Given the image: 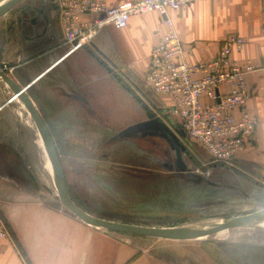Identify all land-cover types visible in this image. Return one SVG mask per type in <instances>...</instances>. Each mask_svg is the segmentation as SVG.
I'll return each mask as SVG.
<instances>
[{
  "label": "crops",
  "instance_id": "0c3cea01",
  "mask_svg": "<svg viewBox=\"0 0 264 264\" xmlns=\"http://www.w3.org/2000/svg\"><path fill=\"white\" fill-rule=\"evenodd\" d=\"M8 1L0 0V5ZM45 1L16 14L13 38L1 41V48L7 43L12 52L1 65L8 67L7 75L24 89L41 121L58 125L63 132L70 130L73 139L90 127H99L105 134L118 132L115 137L107 136L113 140L160 138L168 145L164 148L168 163L184 169L185 149L179 168L172 141L176 137L181 145L190 144L179 134L180 120L170 115L168 97L154 94L145 83L150 52L166 31L163 18L155 13L131 17L124 29L108 26L91 46L69 52L60 34L58 9L49 6L50 0ZM97 1L115 7L138 0ZM167 16L189 65L216 57L231 35L246 41L241 50L232 52L234 59L258 63L264 58V0L197 1L169 11ZM245 83L250 93L247 109L258 125L244 151L234 159L232 173L233 187L253 200L249 214L264 209V76L247 75ZM1 87L0 107L5 93H11L2 83ZM227 91L225 86L219 89L222 94ZM20 110L26 128L33 132L31 139L29 131L15 128L9 110L0 111V217L9 235L0 241V264H214L201 248L175 253L170 249L177 246L173 245L161 249L166 254L157 257L146 252L141 241L77 219L59 202L45 147L26 110ZM33 138L39 143L35 154L43 163L39 167L30 162L32 151L26 147ZM221 168L226 171L227 167ZM44 177L50 179L51 189L45 186ZM241 188L248 190V196ZM71 200L86 213L110 220Z\"/></svg>",
  "mask_w": 264,
  "mask_h": 264
},
{
  "label": "rangeland",
  "instance_id": "374dc122",
  "mask_svg": "<svg viewBox=\"0 0 264 264\" xmlns=\"http://www.w3.org/2000/svg\"><path fill=\"white\" fill-rule=\"evenodd\" d=\"M39 4L40 0H23L0 18L1 68V62L12 55L6 42L1 48V41L13 38L14 16L22 14L28 6ZM49 6L58 9L57 0H50ZM3 87L10 92L5 84ZM4 100L0 111L9 110L15 119V128L18 131L24 128L28 134L29 127L26 128L21 116L22 105L11 93H5ZM45 126L61 163L69 195L99 217L141 226L175 227L212 223L244 215L252 209L253 200L234 188L235 164L213 163L196 145H188L190 151L185 150L183 155L184 169H178L168 163L164 151L168 145L160 138L134 136L113 140L107 136L115 137L118 132L105 134L99 127H90L84 129L85 133L76 134L80 138L73 139L70 130H65L66 133L58 125ZM29 134L30 139L34 137L33 132ZM36 141L33 138L26 147L32 151L30 162L39 167L43 163L35 157L39 147ZM222 166L227 167L226 171ZM44 181L51 189L50 179L44 177ZM241 189L248 196V190ZM124 236L141 241L143 249L157 257L166 254L161 249L177 245L174 249L171 247V251L179 253L201 248L214 264H264V221L191 241Z\"/></svg>",
  "mask_w": 264,
  "mask_h": 264
},
{
  "label": "built area",
  "instance_id": "2783aa9c",
  "mask_svg": "<svg viewBox=\"0 0 264 264\" xmlns=\"http://www.w3.org/2000/svg\"><path fill=\"white\" fill-rule=\"evenodd\" d=\"M197 1L204 0H138L115 7L97 0H57L58 26L63 43L73 52L91 46L108 26L124 29L131 17L149 13L162 17L166 31L150 52L145 83L154 94L171 101L170 115L180 120L190 144L202 149L213 163L232 165L258 125L247 109L250 93L245 78L250 74L264 76V58L258 63L234 59L232 52L241 50L246 41L231 35L216 57L189 65L167 14ZM0 69L8 71L5 65ZM222 86L227 88L226 93L219 92ZM184 149L190 151L187 143ZM8 237L0 217V241Z\"/></svg>",
  "mask_w": 264,
  "mask_h": 264
},
{
  "label": "water",
  "instance_id": "95a60500",
  "mask_svg": "<svg viewBox=\"0 0 264 264\" xmlns=\"http://www.w3.org/2000/svg\"><path fill=\"white\" fill-rule=\"evenodd\" d=\"M22 0H10L0 6V18L7 14L15 5L20 3ZM0 80L7 85L13 97H15L19 103L26 109L30 115L33 123L40 135L43 145L46 149L49 162L52 169V179L56 190L57 198L63 207L74 215L77 219L83 223L94 227L101 228L107 232L138 236L144 238H155L170 241H191L198 238L206 237L217 232L249 227L264 219V209L228 219H224L218 225L202 228H188L183 226L175 227H151L133 225L127 223L114 222L110 220L101 219L94 217L85 211L77 207L71 200L64 178L63 169L56 153L52 138L47 130L45 124L41 121L39 114L34 107L32 101L29 99L23 88H20L4 71L0 69ZM183 136V132L179 133ZM172 137V136H171ZM174 143V152L176 157L177 167H182L181 153L184 152V147L181 145L176 137H172Z\"/></svg>",
  "mask_w": 264,
  "mask_h": 264
},
{
  "label": "bare ground",
  "instance_id": "6f19581e",
  "mask_svg": "<svg viewBox=\"0 0 264 264\" xmlns=\"http://www.w3.org/2000/svg\"><path fill=\"white\" fill-rule=\"evenodd\" d=\"M10 1V0H9ZM3 5V4H2ZM1 6V5H0ZM1 81V80H0ZM2 82V81H1ZM3 83V82H2ZM4 84V83H3ZM7 86V85H6ZM8 88V87H7ZM9 89V88H8ZM11 92V91H10ZM23 107V106H22ZM24 108V107H23ZM25 109V108H24ZM26 110V109H25ZM26 115H29L26 111H25ZM30 116V115H29ZM31 118V117H30ZM32 120V119H31ZM32 124H33V127H35L34 123H33V120H32ZM37 130V129H36ZM38 133V131H37ZM39 134V133H38ZM40 136V135H39ZM42 141V140H41ZM43 143V142H42ZM46 150V149H45ZM47 153V152H46ZM48 156V155H47ZM49 159V158H48ZM223 220H219V221H216V222H212V223H205V224H200V225H188V226H183V227H188V228H202V227H210V226H213V225H218L219 223H221ZM263 220L259 221V222H263Z\"/></svg>",
  "mask_w": 264,
  "mask_h": 264
}]
</instances>
